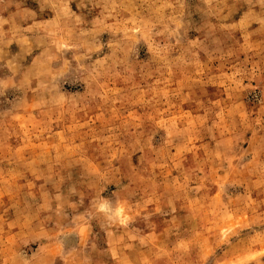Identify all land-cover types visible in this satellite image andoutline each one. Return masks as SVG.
I'll use <instances>...</instances> for the list:
<instances>
[{"label": "rangeland", "instance_id": "1", "mask_svg": "<svg viewBox=\"0 0 264 264\" xmlns=\"http://www.w3.org/2000/svg\"><path fill=\"white\" fill-rule=\"evenodd\" d=\"M0 264H264V0H0Z\"/></svg>", "mask_w": 264, "mask_h": 264}, {"label": "clouds", "instance_id": "2", "mask_svg": "<svg viewBox=\"0 0 264 264\" xmlns=\"http://www.w3.org/2000/svg\"><path fill=\"white\" fill-rule=\"evenodd\" d=\"M98 211L101 213H104L106 215L112 214V215H120L121 211L120 209H116L115 212H113V209L110 207V205L107 202H102L98 206Z\"/></svg>", "mask_w": 264, "mask_h": 264}]
</instances>
